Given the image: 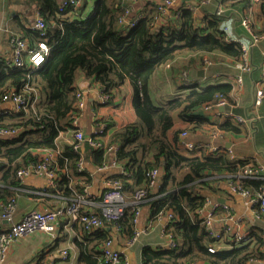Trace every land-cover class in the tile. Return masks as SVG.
I'll list each match as a JSON object with an SVG mask.
<instances>
[{
    "label": "trees",
    "instance_id": "16d2710c",
    "mask_svg": "<svg viewBox=\"0 0 264 264\" xmlns=\"http://www.w3.org/2000/svg\"><path fill=\"white\" fill-rule=\"evenodd\" d=\"M88 1L82 0L74 18L69 16V13L73 15L74 8L68 7L61 13L58 0H15L18 4H13L38 11L47 24L46 40L55 47L46 63L36 70L27 65L24 68L14 67L12 62L9 64L3 59L0 63V96L15 91L35 102L26 110L30 115L28 119L21 117L15 125L0 124V129H17L20 134L9 139L0 137V171L8 168L0 179V200L7 192L6 187L13 186V178L17 177L20 169L38 164L44 150L57 151L56 140L60 132L76 129L72 121L73 114L80 115L76 108L78 90L75 86L79 72L93 79L107 95H113L130 80L135 90L133 106L138 119L112 135L109 145H117V161L124 167L123 173L115 180L121 181L123 191L132 195L139 189L147 188V199L152 198L153 217L169 211L174 214L168 225V234L173 236L176 246L161 250L145 248L143 264H191L198 261L205 264H250L253 260L264 259V238L254 232L251 234L252 242H231L230 250L219 249L211 253L209 246L215 244V240L198 215L206 198L195 193V185L203 184L209 174L227 172L237 179L249 160L234 162L227 153L207 151L198 156H188L185 154L188 152L180 146L183 130H177L170 137L175 112L189 123L206 121L205 117L195 115L196 110L229 100L233 86L225 83L200 88L199 84L192 82L184 85L187 93L164 105L155 103L149 90L155 72L184 54H196L193 62L204 60L205 55L211 53H220L239 62L243 55L240 42L225 40V36H229L222 27V17L208 18L201 26L197 24L193 11L185 6L179 7L161 25H157L160 17L156 6L145 7L138 12L133 10L128 21H136L135 25H125L121 18L129 4L126 0H93L94 9L85 17L78 15L84 2ZM228 1H231L229 4L239 2ZM240 2L253 4L251 0ZM258 4L264 8V0ZM17 23L23 31L21 36L28 38L32 45L42 39L38 31L24 27L18 19ZM221 129L236 131L238 128L226 122ZM30 133H41L42 136L38 140L24 139ZM87 145L92 149L96 164L102 165L106 149ZM18 160L25 162L24 165H13ZM80 162L81 150H74L73 145H66L58 154L54 164L59 176L57 192L67 195L74 191L79 194L77 190L66 189L65 185L82 175ZM155 169L163 178L158 194L152 192L155 186L149 187V173ZM178 175L182 177L178 178ZM239 185L257 196L262 192L264 181L242 178ZM251 187L255 191L252 192ZM14 198L15 195L10 196L1 207ZM125 211V216L117 223L108 222L103 214H97L105 226L115 227L131 240L136 235L135 213L132 207H127ZM109 228H99L90 235L103 245L112 240ZM80 248L81 263L101 264V251L93 252L89 246L83 245Z\"/></svg>",
    "mask_w": 264,
    "mask_h": 264
},
{
    "label": "crops",
    "instance_id": "0c3cea01",
    "mask_svg": "<svg viewBox=\"0 0 264 264\" xmlns=\"http://www.w3.org/2000/svg\"><path fill=\"white\" fill-rule=\"evenodd\" d=\"M63 1L58 0V4L60 5ZM132 1L137 9L136 12L145 9V7H157L162 2V0H126L128 3H132ZM238 1L237 4H229L231 1L228 0H179L169 10V16L179 7H187L190 4L195 7L192 11L197 19V24L203 26L206 19L223 11L220 16L222 17V27L225 28L224 30L228 32V36L232 40L245 46L251 70L243 73L236 67L235 59L220 53L205 55L204 60L196 59L195 62L192 61V58H197L196 54H184L155 72L151 78L149 90L153 101L159 105H164L169 100L187 93L188 90H184L185 84L180 74L183 69L188 70L191 82L199 84L200 88L225 83L233 86L229 100H225V106H218L219 102L211 105V108L203 106L196 110L195 115L205 117L206 121L189 123L184 121L178 112H175L174 127L170 132V137L172 138L173 133L177 130H183L192 143L202 145L199 151L185 153L188 156H198L202 151H207L218 154L227 153L234 162L249 160V163L242 167L243 170L237 179L233 174L227 172L209 174L203 184L195 185V193L205 197V203L213 211V231L215 233L229 232L231 236L235 233L251 236L254 232L261 234L264 238V213L261 218H257V208L251 206L248 199L234 188L236 183L239 184L240 179L245 178L240 175L247 167L257 170V173L252 177H246V179L264 181V103L261 106L255 105L257 88L264 84V8L261 6L262 4H258L259 2L245 5L240 2L241 0ZM13 4L18 3L15 0H0V58L9 64L14 58L10 41L23 34L17 19L24 27L30 28L31 24H34L36 18L39 17L37 10ZM94 6L93 0L84 2L78 15L85 17L94 9ZM76 10L72 15L73 18ZM169 16L161 15L157 25L163 24ZM246 16L250 18V30L242 23ZM260 31L263 32L259 33ZM252 34L263 37L259 41H254ZM205 60L206 62L210 61L211 65L206 64ZM238 76H242V81L238 80ZM75 86L78 91L83 92L85 102V107L79 115V128L86 137H91L96 129L105 125V134L101 140L107 148L110 146L117 148V145H109L112 135L138 119L133 106L135 90L130 80L114 91L108 104H103L100 101L102 93L100 85L84 73H78ZM34 103L32 102L29 109L33 107ZM25 112L21 111L14 102L5 101L0 96V124L15 125L21 117L28 119L30 115L27 111ZM236 117H240L243 122H239ZM226 122H230L238 129L236 131L221 129V126H224ZM74 131L60 132L56 140L59 153L66 145L73 144ZM41 136V133H30L26 134L24 139L38 140ZM3 138L9 139L8 137ZM87 144L88 142L85 141L80 148L83 162L82 175L74 177L70 183L67 182L65 185L66 189L77 190L79 194L74 191L67 195L65 192H57L58 185L51 186L44 175H30L22 178L14 176L13 186L6 187L8 188L7 192L2 195L0 211L2 210L1 204L10 196L15 195L17 198L16 221L21 220L26 213L33 210L67 207L74 199L79 200L82 210L103 214L104 193L109 189V183L117 179V175L123 173L124 167L117 161L118 148L117 151L109 149L104 151V163L98 166L94 160L92 149ZM35 153L38 154V151ZM24 163L18 160L13 162V165H24ZM7 170L8 168H4L0 171V179L3 178ZM162 185L163 178L160 175L153 188V194H158ZM85 189H87L86 194L84 193ZM251 190L255 191L253 187ZM124 193L125 203L128 207H132L133 195L129 192ZM151 201L152 198L140 205V213L136 217L135 224V231L139 232V236L133 244H129L131 240L126 234H121L115 227L106 226V229L110 230L113 248L123 254L126 264H143L142 253L145 248L161 250L169 249L171 245L168 234V225L171 221H168V215L173 211L153 217ZM225 206L228 207V212L225 210ZM8 227L9 224L6 221H0V232L7 230ZM56 227L55 236L38 232L13 242L3 264H83L80 259V246H89V250L93 252L101 251V242L98 244L97 240L93 236L91 237L85 228L70 215H62L56 223ZM231 248V242L227 243L226 241L219 246V249L223 250ZM63 252L67 254V258H63ZM196 264L205 263L198 261ZM250 264H264V259L251 261Z\"/></svg>",
    "mask_w": 264,
    "mask_h": 264
},
{
    "label": "built area",
    "instance_id": "2783aa9c",
    "mask_svg": "<svg viewBox=\"0 0 264 264\" xmlns=\"http://www.w3.org/2000/svg\"><path fill=\"white\" fill-rule=\"evenodd\" d=\"M254 3L261 2L263 0H251ZM179 0H162L161 4H159L156 9L159 13V17L163 15V17L169 16V10L177 3ZM82 4V0H64L59 5V11L64 13L68 7H73L74 10L78 9ZM187 7L191 10L195 9L192 5H187ZM125 8V7H124ZM133 10L136 12V8L132 3H129L128 6L125 8V13L121 18V22L125 25H135L136 21L129 22V16H132ZM223 11H219L217 13L218 16H221ZM69 16H72V13H69ZM243 25L247 29H251L250 25V18L246 16L243 21ZM31 29L36 30L39 32L40 37L42 38L39 40L35 45L30 43L28 38H24L23 36H18L13 38L10 41L14 52V58L12 61V65L18 68H24L26 65L33 70H36L42 67L46 61L48 60L49 56L51 55L52 51L54 50L53 45H49L48 41L46 40V30L47 24L42 17H37L36 21L32 26ZM254 41H259L262 39L263 36L252 34ZM225 40L227 42H234L230 37L225 36ZM238 42V41H236ZM243 48V55L241 56V60L236 63V67L242 71L243 73L249 72L251 70V65L248 59V51L245 46L240 43ZM2 58H0V63ZM206 64H210V61L205 60ZM181 78L185 85L192 83L189 72L187 69L183 70L181 73ZM239 81H242V76L237 77ZM28 88V86H26ZM77 98V105L76 108L81 111L85 107L84 96L82 91H77L76 94ZM3 100L5 101H12L17 104L20 110H28L29 106L32 105L33 100L27 98L23 94H17L15 91H11L7 93ZM111 100V95L107 94H100V101L103 104H108ZM264 103V84L259 85L255 95V105L261 106ZM225 100L220 101L218 106H225ZM211 105H206V108H211ZM232 115V114H231ZM231 117V116H229ZM264 118V116H263ZM239 122H243L240 117H236ZM72 124L76 129H74V142L73 148L74 150L78 151L81 148V145L87 141L90 145L97 147V148H105L106 150H115L117 151L116 147L107 146L104 144L103 137L105 134V125L100 126L94 132V135L91 137H86L82 130L79 128V115L73 114V121ZM19 131L17 129H0V137H16L18 136ZM180 146L183 150L187 152H195L199 151L202 145L194 144L188 139V135L186 132L181 134ZM59 154V151L53 152L44 150L42 153L41 161L38 164H32L26 168H22L17 172V176L22 178L30 175H44L47 178L48 183L55 187L58 183L59 176L57 174V168L54 165L56 162V155ZM83 162L79 164V170H82ZM257 173V170L250 169L247 167L243 174L240 177H252ZM160 172L158 169H155L149 173L150 176V184L149 187L155 186L156 180L159 177ZM235 190L239 192L241 195L248 199V203L257 208L256 216L257 218H261L262 214L264 213V186L262 192L254 196L255 194L251 193L248 190L243 189L239 184L236 183L234 186ZM149 190L147 188H142L137 190L133 195L132 201V208L135 213L134 222H136V217L140 213V205L141 203L147 201V195ZM84 193H87V189L84 190ZM78 199H74L71 201V204L67 207L57 208V209H49V210H33L29 213H26L23 218L19 221L15 220V212L17 208V198L12 199L6 206H3L2 210L0 211V221H6L9 224L7 230L0 232V264H3L7 258L8 251L10 245L22 238H26L31 236L35 233L42 232L49 236H55L56 234V223L60 219V217L64 214L70 215L75 221L79 222L84 228L85 231L89 234L93 233L99 228H105L101 217L98 214L91 213L88 211L82 210ZM102 207H103V217L107 219L108 222H115L117 223L125 216V209L128 207L125 203V193L123 191V184L119 180H113L109 183V189L104 193L103 200H102ZM225 210L228 212V207H224ZM198 215L201 219L203 225L206 226L209 235L215 240V244H211L209 246V251L211 253H216L219 250V246L222 245V242H235V243H248L252 242L253 237L243 235L240 233L232 234L231 236L229 232L223 233H215L213 231V223H214V213L213 211L208 208L207 203L203 206V208L198 210ZM174 219V214L169 213L168 221H172ZM139 236V232L131 239L129 244H133ZM171 245L169 248H173L176 246L175 240L172 235L169 234ZM228 237V238H227ZM262 252L264 253V246L262 247ZM101 264H126L125 258L122 253L115 250L113 248V241L108 240L102 245L101 249ZM63 258H67V254L63 252ZM254 261V260H253ZM196 264V263H191Z\"/></svg>",
    "mask_w": 264,
    "mask_h": 264
},
{
    "label": "rangeland",
    "instance_id": "374dc122",
    "mask_svg": "<svg viewBox=\"0 0 264 264\" xmlns=\"http://www.w3.org/2000/svg\"><path fill=\"white\" fill-rule=\"evenodd\" d=\"M184 70V69H183ZM182 177V175H178V178H181Z\"/></svg>",
    "mask_w": 264,
    "mask_h": 264
}]
</instances>
